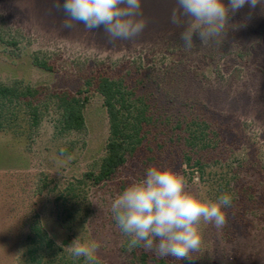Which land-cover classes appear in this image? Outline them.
Segmentation results:
<instances>
[{"label":"rangeland","instance_id":"rangeland-1","mask_svg":"<svg viewBox=\"0 0 264 264\" xmlns=\"http://www.w3.org/2000/svg\"><path fill=\"white\" fill-rule=\"evenodd\" d=\"M64 2L60 0L61 5ZM53 4L54 0H0V81L21 82L45 94L77 93L85 89L86 78L100 74L122 78L148 99L154 123L136 155L111 180L95 185L85 174L97 171L105 155L109 122L103 98L94 88L81 132H61V113L55 106L40 108L37 126L25 107L10 109L9 118L0 125V264H27L28 237L37 224L67 254L65 260L45 259L44 264H88L67 251L78 237L81 242L99 243L97 264H133L129 238L120 232L110 205L153 165L182 173L190 190L203 191L209 199L222 193L233 198L232 207L225 209L223 228L201 222V245L191 253L192 260L164 257L169 263L264 264V11L260 5L254 11L245 5L230 15L229 24L237 27L220 45L202 46L194 34L196 46L189 50L180 39L184 26L171 22L176 0H142L147 25L131 40H112L103 26L89 31L72 21L73 27L65 28L67 18ZM35 57L47 61L53 72L36 67ZM193 117L219 130L221 146L212 156L219 164L212 169L219 175L216 179L206 175L201 180L184 164L187 149L180 125ZM233 172L239 176L236 196L218 191L223 175L233 186ZM196 176L200 183L193 185ZM68 239L70 243L64 245Z\"/></svg>","mask_w":264,"mask_h":264},{"label":"clouds","instance_id":"clouds-1","mask_svg":"<svg viewBox=\"0 0 264 264\" xmlns=\"http://www.w3.org/2000/svg\"><path fill=\"white\" fill-rule=\"evenodd\" d=\"M142 0H54L53 6L66 16L63 26L72 28V21L83 24L92 31L103 26L112 40H131L139 36L147 25L142 15ZM177 7L171 14V22L183 25L180 39L185 49H192L194 34L202 46L220 45L230 29L234 15L245 5L254 11L264 0H176ZM199 177L192 179L193 185ZM233 198L222 193L215 200L203 191L190 190L188 179L171 167L149 166L143 177L131 182L111 201L110 210L120 232L129 238L130 249L143 248L157 257H171L178 261H191V253L199 250L203 221L217 229L227 223L225 209L231 208ZM97 242H81L76 238L67 251L83 257L88 264H97Z\"/></svg>","mask_w":264,"mask_h":264},{"label":"trees","instance_id":"trees-1","mask_svg":"<svg viewBox=\"0 0 264 264\" xmlns=\"http://www.w3.org/2000/svg\"><path fill=\"white\" fill-rule=\"evenodd\" d=\"M33 64L44 71L53 72V67L47 61L35 57ZM92 88L103 98L109 122V137L105 155L97 171L88 172L85 177L93 181L95 185L109 181L131 157L136 155L145 141L148 127L154 123V115L148 99L131 89L124 79L100 74L86 78L85 89L77 93L64 91L45 94L38 88L21 82L7 85L0 81V125L3 124L2 120L6 121L9 118L10 109L23 106L34 125L37 126L41 119L40 108L49 110L51 106H55L61 113L60 131L81 132L86 127L85 110ZM180 129L187 149L184 154L186 167L198 174L201 180H204L206 175L216 179L215 176L219 175L217 172H212V169L214 167L217 169L219 164L213 162L212 156L221 146L217 127L202 118L193 117L183 122ZM221 177L220 182L215 184L218 191L228 190L236 196V187L239 183L236 172H233V186L227 177L224 175ZM28 240L29 247L24 253L27 264H44L45 259H67L64 248L55 244L41 224L31 228ZM69 243L70 239L66 240L64 245ZM130 253L133 264H171L164 257L151 256L143 248L131 249Z\"/></svg>","mask_w":264,"mask_h":264}]
</instances>
